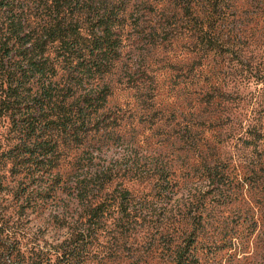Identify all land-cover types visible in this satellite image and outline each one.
Instances as JSON below:
<instances>
[{
  "label": "rangeland",
  "instance_id": "obj_1",
  "mask_svg": "<svg viewBox=\"0 0 264 264\" xmlns=\"http://www.w3.org/2000/svg\"><path fill=\"white\" fill-rule=\"evenodd\" d=\"M129 1L122 58L106 79L107 111L120 125L95 139L97 151H72L56 176L61 183L50 177L31 201V177L12 174L10 164L1 171L0 264H176L183 251L188 264H264V206L251 202L260 194L242 183L261 155L244 139L264 120L257 80L264 0L223 1L211 35L224 45L217 52L199 46L183 0ZM192 1L201 19L207 0ZM208 83L226 96L222 106L208 107ZM213 112L219 126L210 123ZM13 143L10 122L1 119L0 151ZM218 160L242 200H220L207 181L206 167ZM109 175L106 193L128 190L130 202L111 198L106 223L87 231V212L66 187L76 178L98 185ZM120 203H129L136 223L116 225Z\"/></svg>",
  "mask_w": 264,
  "mask_h": 264
},
{
  "label": "trees",
  "instance_id": "obj_2",
  "mask_svg": "<svg viewBox=\"0 0 264 264\" xmlns=\"http://www.w3.org/2000/svg\"><path fill=\"white\" fill-rule=\"evenodd\" d=\"M223 1L204 2L201 19L195 17L192 0H183L180 5L183 14L190 17L199 46L207 52L224 48L211 36ZM129 3V0H0V120H9L14 141L8 149L1 148L0 175L10 164L12 174L31 177L34 185L27 201H31L29 194L43 188L50 177L57 185L61 183L56 176L72 151H97L95 139L119 127L117 117L113 119L107 111L112 89L106 79L122 58L126 28L132 17ZM257 80L264 93V74ZM207 81L212 82L209 78ZM208 84L213 91L205 96L208 107L222 106L226 96L217 94L218 89ZM219 113H211V124L219 126ZM246 134L250 140L244 139V145L255 151L261 149V155L254 158V166L242 183L260 194L251 202L264 206V120L249 126ZM223 165L218 160L206 167L207 181L216 186L220 200H242L245 195L224 181L228 175ZM76 180L66 189L85 208L86 224L90 226L87 231L106 223L111 198L130 202L128 190L106 193L114 180L111 175L102 182L99 179L98 185ZM122 203L114 220L116 225L136 223L139 216L131 215L129 203L127 206ZM205 214L204 206L197 217L200 228L205 227ZM185 218L192 220L188 214ZM84 235L79 234L81 238ZM188 262V255L179 252L175 263Z\"/></svg>",
  "mask_w": 264,
  "mask_h": 264
}]
</instances>
